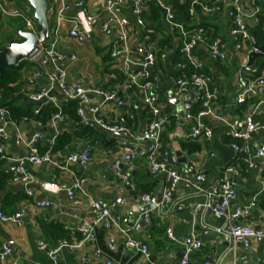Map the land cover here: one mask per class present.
Returning a JSON list of instances; mask_svg holds the SVG:
<instances>
[{"label": "crops", "instance_id": "0c3cea01", "mask_svg": "<svg viewBox=\"0 0 264 264\" xmlns=\"http://www.w3.org/2000/svg\"><path fill=\"white\" fill-rule=\"evenodd\" d=\"M8 7H16L23 11L25 15L34 19V10L25 0H2ZM84 4L93 12L96 5L102 0H82ZM188 9V0H180ZM60 0H48L49 8L56 9ZM202 5H210V0H199ZM247 13L252 12L250 0H243ZM259 12L256 16L257 22L247 20L251 30L259 23L260 17L264 19V0H258ZM125 15L132 24L130 34V45H144L147 50L157 49L160 40L171 35L159 26L157 22L150 19V14L146 15L150 32H143L134 26V19L129 9ZM70 18L71 14L66 15ZM190 17V16H189ZM53 16L48 14L50 26L53 25ZM36 22V21H35ZM162 24V20H161ZM186 25L202 26L206 29L210 37L219 38L224 43L228 54L224 62H213L208 56L207 43L197 48V56L204 62L205 71L210 76L211 82L208 86L209 93H215L217 99L213 104V110L220 117L231 120L241 117L245 110L253 112L254 121L264 126V88H260L257 96L244 105H235L234 100L237 95L235 70L242 62L241 55L234 53L232 44L233 37L227 32L230 22L227 17V8L220 6L219 12L205 13L199 5L194 7V15L190 17V22ZM159 26V27H158ZM23 22L17 19L0 17V48H5L10 42L21 43L20 33L24 32ZM36 31L38 26L36 23ZM67 25L64 24L61 32L58 33L56 48L59 51H67L76 56V61L63 64L65 80L68 83L80 82L86 88H96L110 94L114 82L110 80L109 68V40L98 31L93 33L91 42L81 46L76 45L68 39L66 35ZM37 33V32H36ZM172 38V37H171ZM208 38V37H207ZM53 39V35H50ZM255 44V43H254ZM172 49L165 47L163 60H160L162 69L157 66L154 72V81L160 92L162 111L168 118V123L164 125L161 140L165 146L173 149V141L179 149L178 168L186 163L193 165L197 171L205 176V183L200 185V190L196 191L188 185L178 186L172 197V207L159 211L151 215L149 224L141 221V214L148 210V206L140 201L141 189L148 190L147 194L159 195L164 187V178L161 175H150L147 169V155L149 144L134 142L130 135L126 133L109 136L106 134V142H81L71 143L57 149L51 150V162L37 166L26 164L31 181L29 185L12 183L7 180L0 188V207L7 216H12L22 212L23 216L19 224L0 222V241L8 244L11 248V256L3 264H52L38 244L41 240L48 245H52L59 235L60 229L75 233L81 225L92 228V235L85 240L80 248L76 250H62L58 256L57 264H86L82 258L93 252H99L101 258L110 260L112 264H178L183 255L181 241L193 233L201 238L202 248L190 253V260L201 264L205 261H215L219 264H232L234 257L241 254V247L230 248L229 239L223 233L224 220L215 218L209 213L193 212L197 205H203L207 201L206 194L210 185L222 175L223 170L228 166L240 168L239 177H235L236 199L233 206H245L254 201L256 206L244 220L255 228L264 230V159L254 162L253 168H248L240 159L239 155L231 148V143L235 140L224 135L223 125L210 118H201V124L212 132V137L208 141L202 138L191 139L186 137L188 125L174 119L173 113L184 100L192 97L190 90H185L178 96L171 97L174 93L173 76L176 71L172 54L175 51L174 42ZM261 45V44H260ZM105 60V61H104ZM22 65L20 70V80L16 83L17 91L11 93L4 100L20 110L32 113L40 106L48 111L52 106L50 103L40 104L30 99L31 95L42 90H48L49 96L59 100V92L51 87L48 79L47 68L36 62H19ZM264 64V58H258L255 66ZM35 71L41 72L36 86H30L26 78ZM114 72L118 73L117 70ZM89 104L95 103V96H90ZM127 105L123 108L114 109L111 104L102 108V117L106 121L116 124H129L132 134H141L145 129L147 117L141 104L133 98L132 94H126ZM8 108V107H7ZM40 108V110H41ZM132 109L134 120L128 121L126 112ZM8 110V109H7ZM9 112V111H8ZM34 116V115H33ZM67 117V116H66ZM9 118L12 121L9 113ZM25 118V117H24ZM21 118L20 121H12L6 129V139L0 138V146L4 150L6 160L1 162L0 169L6 170L14 160L22 159L27 155L24 146L19 143L18 137L23 140L29 139L38 132L42 136L38 151L44 154L47 150L46 141L63 133H73L76 128L72 124V119H67L62 124H55L52 127L49 120L42 123L41 127L35 125V116L32 118ZM85 126V125H84ZM90 127V126H89ZM93 128V127H92ZM94 129V128H93ZM189 140V141H187ZM193 141L200 145V150L189 153L187 149H182L181 144ZM92 143L93 147L88 151L90 161L85 166L77 164L67 165L66 159L72 154H78V148L82 145ZM241 143V142H238ZM264 143V130L251 136L248 140L250 153L253 154L257 148ZM125 147L135 152V160L131 164H126L122 160ZM53 148V147H52ZM83 153V152H82ZM213 156H210V154ZM65 166L63 170L57 169L54 165ZM119 167L123 172L128 173L132 179L134 188L127 194H120L115 187L114 169ZM82 177L86 180V196H76L77 204L69 202L65 196L64 189L73 178ZM55 184L53 190H47L44 184ZM136 186H138L136 188ZM27 190L31 192L27 194ZM95 198L105 203L111 213L128 220V225L132 227L131 236L148 246L149 256L146 258L139 252L124 247V238L115 230L107 229L103 224L92 226V215L89 209L88 198ZM47 202L48 207L42 208L40 204ZM182 206L178 211L177 207ZM167 228H171L174 240L170 241L165 235ZM207 228L208 235L202 236L203 230ZM114 237L115 246L113 250L108 249V237ZM80 241V238L72 235L68 240ZM232 249L235 252L233 255ZM229 250V251H228ZM249 264H264L263 244H252Z\"/></svg>", "mask_w": 264, "mask_h": 264}, {"label": "built area", "instance_id": "2783aa9c", "mask_svg": "<svg viewBox=\"0 0 264 264\" xmlns=\"http://www.w3.org/2000/svg\"><path fill=\"white\" fill-rule=\"evenodd\" d=\"M199 0H188V15H194V7L199 5L205 13L219 12L220 6L227 8V17L230 22L227 34L233 37L232 50L241 55L242 61L247 59L252 50L254 41L250 33V27L247 20L257 22L259 12L258 0H250L252 12L247 13L243 0H210V5H202ZM156 5L162 10V26L171 35L175 51L178 55V61L174 64L176 76L173 81L174 93L171 97L180 95L185 90L192 92L189 100L181 102L180 106L173 113L175 120L188 125L186 137L191 139L202 138L208 141L212 137V132L205 128L200 120L203 117H210L220 122L224 127V135L232 140V150L237 153L240 159L248 168L254 167V162L258 159H264V143L261 144L255 153L251 154L248 140L259 131L264 130V126L254 121V114L250 110H245L241 117H235L228 120L220 117L213 110L217 96L215 93L208 92L211 78L205 71L204 62L197 56L196 50L199 46L207 43L206 31L201 26H191L175 21L174 11L171 5L163 0H102L96 5L93 12L84 4L82 0H60L56 9L49 8L48 14L53 16V25L49 23L48 42L37 45L35 53L31 57H22L19 62H36L42 67L49 69L47 71L48 79L51 81V87L58 90L60 99L49 96L48 90H42L39 93L31 95L30 99L34 102L44 104L50 103L56 112L49 119V124L54 127L55 124H62L67 119L63 114L62 108L65 104L73 101L76 103V116L78 121L72 120L75 127L86 125L96 130L104 132L109 136L126 133L129 134L134 142H143L149 144L147 155V169L150 175H161L164 178V187L159 195L144 193L140 196V201L148 206V210L140 216L141 221L149 224L151 215L172 207V197L178 186L185 184L196 191L200 190V185L205 183V176L202 172L196 170L193 165L187 166L185 170L180 171L178 159L174 151L162 143L161 135L163 127L168 123L167 116L162 111L160 92L154 81V72L158 63V55L155 49L147 50L144 45L137 44L135 47L130 45V34L132 24L125 15L129 9L134 19V26L143 31L150 32L146 15L150 12V6ZM71 14L68 18L66 15ZM0 17L17 19L23 22L25 33L35 34L36 22L28 18L23 11L16 7L6 6L0 0ZM66 24V35L68 39L76 45L81 46L93 39V33L98 31L109 40V73L110 80L114 82V87L110 94L96 88H86L80 82L68 83L65 80L63 64L76 61V56L67 51H59L56 48L58 33L62 26ZM53 39H50V35ZM208 56L213 62H224L227 60L228 51L219 38H212L207 43ZM165 54L162 52L160 60H163ZM117 70L118 73L114 72ZM237 95L234 100L235 105L245 104L257 96L260 88H264V67H248L243 61L235 70ZM41 72H32L26 82L30 86H36ZM132 94L142 106L147 121L145 129L141 134H132L129 130L132 125L116 124L106 121L102 117V108L111 104L114 109L125 107L127 104L126 94ZM95 96V103L89 104L90 96ZM200 103L202 110L196 115L192 112V105ZM264 103V100L261 101ZM40 106L34 111L37 116L40 112ZM128 121L132 123L134 114L132 109L126 112ZM26 121V118H24ZM14 123L9 118L7 108L2 106V91L0 90V138L6 139V129ZM35 125L41 127L42 123L35 120ZM42 136L40 133H34L29 139L23 140L18 137L27 155L22 159L14 160L6 168L9 174V180L12 183L29 185L31 178L26 171V164L31 166L41 165L51 162V148L54 146V138L46 141V152L40 154L38 145ZM241 142V143H238ZM210 156H213L211 153ZM135 152L128 147L123 150L122 160L126 164H131L135 160ZM6 160L4 150L0 146V163ZM90 161L88 151L81 154L72 153L66 159L67 165L77 164L85 166ZM53 165L63 170L66 166ZM240 168L235 166L226 167L222 175L217 178L209 187L206 194L207 201L203 205H197L193 212L209 213L215 218L223 219V233L229 239L230 248L240 246L242 251L238 257H234L232 264H249L252 244H263L264 230L255 228L245 223L244 220L255 208L254 201L245 206H233L236 199L235 177H239ZM115 187L120 194H127L132 188V179L128 173L123 172L119 167L114 169ZM86 180L82 177L73 178L64 189L67 200L77 204L76 196H86ZM47 190H53L55 184H44ZM27 194L31 192L27 190ZM89 209L92 215V226L103 224L107 229H115L124 238V247L139 252L144 257L149 256L148 246L134 240L131 236L132 227L128 225V220L111 213L110 208L102 201L95 198H88ZM40 207H48L47 202H42ZM178 211L182 206L177 207ZM23 216L18 212L12 216H7L0 207L1 223L19 224ZM75 233L80 241L72 239H61L54 245H48L41 240L38 244L39 249L46 254L52 264H57L58 256L62 250H76L81 244L92 235V228L87 225L79 226ZM205 228L202 236L208 235ZM165 235L168 240L175 241L171 228H167ZM108 249L113 250L115 246L114 237H108ZM201 238L193 233L187 235L181 246L183 255L178 264H197L190 260V253L202 248ZM228 250V251H229ZM233 255L235 252L232 249ZM11 256V248L8 244L0 241V264H3ZM82 260L86 264H112L110 260L101 258L99 252H93L85 255ZM153 264V263H151ZM201 264H219L215 261H205Z\"/></svg>", "mask_w": 264, "mask_h": 264}, {"label": "trees", "instance_id": "16d2710c", "mask_svg": "<svg viewBox=\"0 0 264 264\" xmlns=\"http://www.w3.org/2000/svg\"><path fill=\"white\" fill-rule=\"evenodd\" d=\"M163 1L166 4H169L172 6L176 22L183 23V24H188L190 22V17H189L188 12H187V7L180 0H163ZM162 13H163L162 10L158 6H156V5L150 6V12H149L150 19L153 22H157V24L160 27L162 26V24H161ZM204 30L206 31L205 28H204ZM263 33H264V19H263V17H260L259 23L251 30V35H252L253 41L256 45L261 44V37H262ZM206 38H207V41L209 42L214 37H210L209 34H206ZM172 44H173V39L171 37H165L162 40H160L158 45H157V49H158V51H157V55H158L157 66H159L160 69H162V64L160 63V59H161L160 55L163 52V49L165 47H169L170 49H172V46H173ZM2 49L3 48H0V51ZM172 56H173L172 57L173 62L176 63L178 61V55H177L176 51H174ZM157 66H156V69H157ZM21 67H22V65L20 63V64H17L16 67H13L10 69H4L2 71V73H0V90L2 91V106L5 108L8 107L7 109L10 113V117H11L12 121L14 120L16 122L20 121L21 118H24V117L25 118H32L35 116V115L33 116L32 113L30 114L26 111L20 110L19 108H16V107L11 106L10 104L4 102V100L6 99L7 96H9L11 93L17 91L16 83L20 80ZM106 67H108V66H106ZM263 67H264V64H261V65L258 64V68L261 69ZM247 103H245V104H247ZM242 105H244V104H242ZM50 107L51 108L46 112H44L45 108H41L39 115L35 116V118H36L35 120L40 121L41 123H45L47 120H49L51 118V116L56 112V110L54 109L53 106H50ZM201 110H202V108H201L200 103H194L192 105V112L195 115L198 112H200ZM62 112L64 115L71 118L73 121H75V122L78 121V117L76 116V103L75 102L71 101V102L65 104L62 108ZM55 140H56V146H53V148H51V150H53V151L71 143L72 141H76V140L81 141V142L105 143L106 142V134L104 132L99 131V130L93 129L92 127L82 125V126L76 128V130L73 133H63L60 136H57ZM187 141H189V140H187ZM187 143H188L187 145L181 144V147H182V149H187L189 153L197 152L201 148L199 144H197L193 141H190ZM0 166H1V163H0ZM7 180H9V174L6 171L0 169V188L3 186V184ZM133 186H134V184H133ZM133 186L129 191H131L134 188ZM137 187L138 186H136V188ZM148 192L149 191L145 190V189L140 190V193H142V194L148 193ZM72 235L77 236L76 233H71L68 231L66 232V231H63L62 229H60L59 235L55 238L56 241L54 244H56V242L61 240V239H67L68 240L70 237H72ZM54 244H52V245H54Z\"/></svg>", "mask_w": 264, "mask_h": 264}, {"label": "water", "instance_id": "95a60500", "mask_svg": "<svg viewBox=\"0 0 264 264\" xmlns=\"http://www.w3.org/2000/svg\"><path fill=\"white\" fill-rule=\"evenodd\" d=\"M34 10V19L38 26L37 33H25L21 32L20 38L23 40L21 43L10 42L7 47L0 51V73L4 69H10L16 67L18 61L22 57H31L39 44H45L48 42L49 33V20L47 17L48 11V0H25ZM258 58H264V33L261 37V45L253 44L252 50L249 53L247 59L243 60L248 67L255 65ZM242 61V62H243ZM174 79V76H173ZM173 151L179 157V149L173 141ZM93 147L92 143L82 145L78 148V154L87 151ZM187 167L186 163L181 165V169L185 170ZM182 257V255H181Z\"/></svg>", "mask_w": 264, "mask_h": 264}]
</instances>
